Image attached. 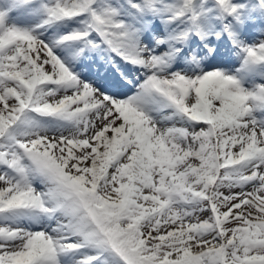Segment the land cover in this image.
I'll return each instance as SVG.
<instances>
[{
  "label": "snow or ice",
  "instance_id": "snow-or-ice-1",
  "mask_svg": "<svg viewBox=\"0 0 264 264\" xmlns=\"http://www.w3.org/2000/svg\"><path fill=\"white\" fill-rule=\"evenodd\" d=\"M0 264H264V0H3Z\"/></svg>",
  "mask_w": 264,
  "mask_h": 264
},
{
  "label": "rangeland",
  "instance_id": "rangeland-1",
  "mask_svg": "<svg viewBox=\"0 0 264 264\" xmlns=\"http://www.w3.org/2000/svg\"><path fill=\"white\" fill-rule=\"evenodd\" d=\"M3 2V0H0V3H2ZM13 16L15 17V14L13 13Z\"/></svg>",
  "mask_w": 264,
  "mask_h": 264
}]
</instances>
